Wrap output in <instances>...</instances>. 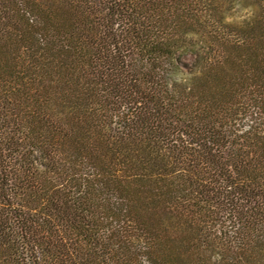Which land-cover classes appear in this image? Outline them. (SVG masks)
Segmentation results:
<instances>
[{"label":"trees","instance_id":"obj_1","mask_svg":"<svg viewBox=\"0 0 264 264\" xmlns=\"http://www.w3.org/2000/svg\"><path fill=\"white\" fill-rule=\"evenodd\" d=\"M0 264H264V0H0Z\"/></svg>","mask_w":264,"mask_h":264}]
</instances>
